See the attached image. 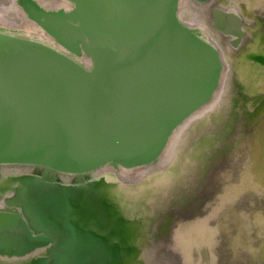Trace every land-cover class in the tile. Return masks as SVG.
Instances as JSON below:
<instances>
[{
	"label": "water",
	"instance_id": "95a60500",
	"mask_svg": "<svg viewBox=\"0 0 264 264\" xmlns=\"http://www.w3.org/2000/svg\"><path fill=\"white\" fill-rule=\"evenodd\" d=\"M61 1L66 10L45 11L33 6L30 17L69 54L0 29V167H36L79 177L95 175L107 165L125 169L156 165L165 168L164 173L173 172L158 160L177 128L218 89L227 61L224 51L238 55L236 59L245 66L264 70V54L243 48L249 38L247 29L257 21L245 19L232 7L213 6L210 10L208 29L219 37L217 47L181 21L179 0ZM258 17L264 20V13ZM251 32H258L259 43L264 27L259 25ZM230 90L240 101L238 92ZM261 93L248 95L242 109L234 101L228 110L214 109L204 116L209 121L219 118L215 136L211 139L206 132L189 137L182 156L173 163L178 166L173 172L176 179L166 181L170 186L161 190L172 192L168 194L172 201L163 207L166 210L157 224L151 225L150 235L140 240L131 242L121 234L118 241L115 232L104 234L83 227L73 214L58 213L56 203L49 200L45 203L51 209L39 207L44 210L25 213L21 203L7 201L10 190L0 189V264H50L61 256L65 259L67 252L86 264V259L75 256L81 250L92 253L96 264H125L139 254L148 264H208V247L187 245L183 254L174 243L171 228L178 221L205 220L209 207L221 196L244 187V178L254 177L264 186L263 157L257 161L258 171H247L248 148L227 155L237 142L244 141L246 147L243 134L252 135L264 124ZM236 110L242 113L238 119ZM190 151L192 162L188 161ZM191 163L196 164L193 172ZM21 180L46 184L34 178ZM94 180L82 187L54 188L86 194L87 189L102 183L92 184ZM61 204L72 206L66 201ZM252 210L264 213L259 205ZM248 224L253 227L251 239L259 240L250 219ZM232 227L230 224V234ZM220 229L212 239V250L219 264H231L235 255ZM76 236L85 239L82 245H64L74 242ZM202 236L200 232L199 242ZM261 254L264 257L263 251Z\"/></svg>",
	"mask_w": 264,
	"mask_h": 264
},
{
	"label": "bare ground",
	"instance_id": "6f19581e",
	"mask_svg": "<svg viewBox=\"0 0 264 264\" xmlns=\"http://www.w3.org/2000/svg\"><path fill=\"white\" fill-rule=\"evenodd\" d=\"M52 1L48 3L47 0H0V29L11 34L43 42L63 53L69 54V51L55 43L53 38L49 37L42 28L33 21L34 19L32 20L30 17V15L33 14L31 8L33 6L45 11L67 9V5L63 1ZM210 1H212V3H210ZM213 6L221 9H227L229 6L245 19L253 17L252 19L256 20L257 23L253 22L254 24L250 25V29H247L249 38L245 40V46L243 48L245 50H253L254 52L257 51L264 54V36H262L259 43H257L256 39L259 37L257 35L258 32L250 33L252 29L257 28L259 25L264 27V25H262L264 20H258L259 14H261V12L264 13V0H208V2L204 3H199L195 0H179V18L181 21L189 29L198 33L202 39L220 47L219 37L208 29L210 25V23H208V18H211L210 10ZM10 13H12V16H9ZM11 18H13V22L15 21L14 25L9 24L13 23L10 22ZM23 23L25 24L23 25ZM21 25H23L24 33L8 28V26L14 28ZM35 28L36 31L43 36L40 38L28 36L34 34ZM223 54L230 64L228 65L227 61V64L223 61L224 69L221 74L218 89L206 105L197 110L177 128L171 136L162 156L158 160L159 165L166 162V165L168 164L173 172L174 169L178 167L176 164L173 165V163L182 156L191 137L197 134L205 135L206 132L208 133H206L205 136L210 137L211 135V139L215 136L214 131L217 129L216 127L220 122L219 118L209 121L207 117L204 116L214 109H219L220 112H224L225 108L228 110L231 106L230 104L232 103L233 105V102L237 101L234 99V95L231 94V88L235 89L242 97L239 98L240 101H237V103H240L238 107L241 109L244 107L248 95L250 96V94L253 93V95L257 96L258 94L260 95V92H264V70L258 69L255 66H245L244 63L241 64V62L236 59L238 55L233 57V55L231 56V54L226 51H224ZM231 96L233 98L230 99ZM240 111L241 110H239V112L238 110L235 111L236 119L242 115ZM200 118L203 120H200ZM198 120L200 121L197 122ZM209 129H211V131ZM243 136L247 138L245 139L247 140L245 142L246 147L244 141L237 142L236 145L228 149L229 152L227 155L230 153L231 155L240 154L241 149L245 151L248 148V152L245 153V157H247L248 161L244 168L247 169V171H258L260 164H257V161L262 160L260 159L262 157L264 158V124L262 127L256 129L252 135L247 133L243 134ZM187 149L189 150L190 148ZM224 155H226V153ZM188 161H193L192 152ZM195 165V163L189 165L191 168L193 167L191 169L192 172L195 170ZM163 170L166 169L164 168L161 170V168H158L156 165L133 169L107 165L102 167L95 175L79 177L60 175L36 167L1 166L0 189H3V192L10 190L11 196L7 201L9 200L10 204L21 203V210H24L25 213L32 210H37V212L39 210H44L38 209L39 207L51 209L45 201H53L52 204L56 203L54 209L58 213L64 210V212L73 214L74 219H76L81 226L102 230L104 234H107L109 231L112 233L115 232L118 241L121 240L122 234L124 237H128L132 242L150 235L148 231L151 232V225L153 223L157 224V220L161 219L162 214H164L166 210H164L163 207L166 204L169 205V202L172 201V197H168V194L172 192H161V190L170 186V183L166 181H169V179H176V177L173 172L169 171L167 173L166 171L164 173ZM246 174L247 173H244V175ZM30 178L39 179L46 184L39 183V185L35 183L32 185L27 184L25 180H21ZM81 180L83 182H81ZM93 180L94 182H92V184L101 183V181L102 183L94 189H87L88 191L86 194L80 193L78 190L68 191L54 188V185L83 186L85 185L84 183ZM256 180L254 177L242 179L241 185L244 187L241 188L238 186L230 189L226 196H221L217 200L218 203L214 204L213 207H209L205 220L192 223H184L189 219L178 221L176 225L171 228L176 247H178L183 254H185L187 245L195 246L197 249L208 247V264H219L218 256H216L212 250L215 244V240L212 241V239H215L216 233H218L219 228H221V233H224L223 236L229 239V247L232 251V255L236 256V258L233 256L230 260L231 264H263L264 257H262L261 252H264V244H262L264 239L261 240V237L263 235L262 233H264V213L256 214L252 209L255 205H259L260 209L264 211V186L261 185L262 182H260L259 179ZM248 188H253L254 190ZM245 189L248 191L247 193ZM252 191H256V193H252ZM156 198H163L164 200L160 201ZM62 201L69 202L72 206L63 205L61 204ZM159 201L160 203H158ZM83 205L84 208L81 207ZM216 205L219 208L216 207ZM257 212L260 211L257 210ZM241 219L244 224L241 223ZM249 219L250 223L255 225L257 233L256 238H260L259 240L261 241L251 239L249 232L251 231L250 228L253 227L249 226ZM208 221L210 222L207 227L206 222ZM230 224L234 226L232 227L234 229V235L233 233L230 234ZM200 232L203 236L199 242L197 236ZM58 238L59 237H56L55 240H58ZM71 238H74L73 234ZM84 241L85 239H83V237L79 238V236H76L74 242H65V244H63L68 248L72 246L78 247L82 245ZM70 252L73 253V251ZM196 253H198L197 250ZM75 256L80 257L84 261L86 259V264H96L95 256L85 250L78 251ZM64 258L65 259H62L61 256V258L55 259L54 262L50 264H73L74 256L69 252L66 253ZM184 258L187 261L188 255L186 254ZM74 262L77 264H85L80 263V260L76 258H74ZM125 264H148V262L139 254L135 259L127 261ZM182 264L186 263L182 262ZM189 264L194 263L189 262Z\"/></svg>",
	"mask_w": 264,
	"mask_h": 264
},
{
	"label": "flooded vegetation",
	"instance_id": "af4514ba",
	"mask_svg": "<svg viewBox=\"0 0 264 264\" xmlns=\"http://www.w3.org/2000/svg\"><path fill=\"white\" fill-rule=\"evenodd\" d=\"M52 1V0H51ZM50 0H47V2L48 3H50L51 2ZM53 2V1H52ZM54 3V2H53ZM12 13H10V15L9 16H12L11 15ZM13 18H11L10 19V22H13V20H12ZM15 20V19H14ZM15 22V21H14ZM9 23V24H12V25H14L15 23ZM25 23H23V25H24ZM23 25H21V26H16V27H14V28H12V27H10V26H8V28L9 29H12V30H17V31H21V32H23L24 33V29H23ZM28 36H31V37H37V38H40L41 36H43V35H41V34H39L37 31H36V28L34 29V34H31V35H28Z\"/></svg>",
	"mask_w": 264,
	"mask_h": 264
},
{
	"label": "rangeland",
	"instance_id": "374dc122",
	"mask_svg": "<svg viewBox=\"0 0 264 264\" xmlns=\"http://www.w3.org/2000/svg\"><path fill=\"white\" fill-rule=\"evenodd\" d=\"M105 256H106V254H105ZM74 263L77 264L76 262H74V259H73V264H74ZM80 263H81V260H80Z\"/></svg>",
	"mask_w": 264,
	"mask_h": 264
}]
</instances>
